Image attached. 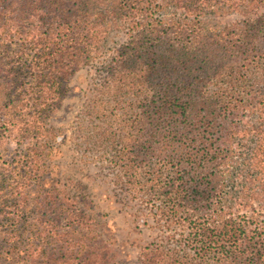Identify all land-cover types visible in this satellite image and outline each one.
<instances>
[{"label":"trees","instance_id":"16d2710c","mask_svg":"<svg viewBox=\"0 0 264 264\" xmlns=\"http://www.w3.org/2000/svg\"><path fill=\"white\" fill-rule=\"evenodd\" d=\"M233 15L224 26L211 24ZM112 34L126 40L102 63L108 81L154 88L140 99L132 122L140 133L122 153L136 162L125 163L130 179L145 199L158 201L153 206L166 227L142 248L139 264H264V85L247 103L229 99L225 90L197 95L199 81L238 82L239 66L248 72L260 65L264 0H0V61L8 58L6 39L17 41L9 59L17 104L10 98L0 124L43 135L33 138L17 167L0 162V172L13 174L0 185V216L12 221L8 240L14 239L17 256L47 264L114 258L96 219L48 187L45 174L56 135L48 117L70 78L94 62ZM24 66L29 81L21 76ZM185 81L191 86L182 91ZM250 108L258 113L250 126L228 122ZM232 135L254 139L239 163L222 148ZM143 160L147 168L136 175Z\"/></svg>","mask_w":264,"mask_h":264},{"label":"rangeland","instance_id":"374dc122","mask_svg":"<svg viewBox=\"0 0 264 264\" xmlns=\"http://www.w3.org/2000/svg\"><path fill=\"white\" fill-rule=\"evenodd\" d=\"M235 17H216L211 24L224 26ZM13 32L4 33L10 36ZM125 40V35L112 34L107 37L94 62L85 65L70 78L60 106L48 117L49 124L56 127V135L52 141V153L45 162L48 166L45 174L50 178L46 184L48 187H57L60 197L70 196L84 212L96 219L105 241L114 253L113 260L107 264H139L142 248L158 240L166 230L164 221L158 220L157 206H153L158 201L145 199L143 192L138 189L139 184L134 186L135 177L130 179L125 163L129 161L135 165L136 162L131 157H122L126 146L132 147L131 138L135 139L137 133H140V127L132 124L141 110L140 99L147 93H153L154 88L149 86L142 90L137 81L131 90L123 86L124 80L112 83L108 81L102 67L103 61ZM15 42L6 39L5 47L8 51L5 52L8 58L4 57L0 61V114L4 113L3 109L10 98L15 100L13 104H17L16 97H12V83L9 82L13 65L9 59L17 49ZM26 68L24 66L22 69L21 76L29 81L30 73L25 71ZM245 70L239 66L238 82L234 80L229 83V77L199 81L197 95L203 92L207 97L209 93L225 90L229 99L235 102L255 101L254 93L264 85V59L252 71ZM189 81L182 84V91L190 85ZM127 83L130 84L129 77ZM254 111L255 108L241 109L228 122L240 128L250 126L258 114ZM28 135L29 131L6 129L0 124V162L8 161L1 165L17 167L33 138L36 140V137L43 136ZM253 145L252 136L232 135L230 143L223 144L222 148L232 150L239 163L249 155ZM130 153L133 155V150ZM137 165L139 170L136 175L147 168L144 160ZM9 171L5 168L0 172V185L4 184L2 179L11 173ZM238 181L241 182V177ZM64 202L71 204L70 199H64ZM11 223V220L0 216V264H47L41 260L24 258V254L23 258L17 256L18 248L14 246V239L8 240L14 228Z\"/></svg>","mask_w":264,"mask_h":264}]
</instances>
